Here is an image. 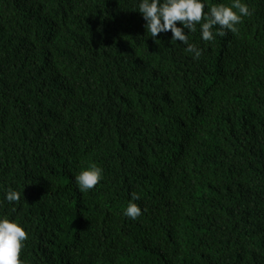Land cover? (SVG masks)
<instances>
[{"label": "trees", "instance_id": "1", "mask_svg": "<svg viewBox=\"0 0 264 264\" xmlns=\"http://www.w3.org/2000/svg\"><path fill=\"white\" fill-rule=\"evenodd\" d=\"M242 2L236 32L189 33L194 59L137 0H0V216L24 264H264V0Z\"/></svg>", "mask_w": 264, "mask_h": 264}, {"label": "clouds", "instance_id": "2", "mask_svg": "<svg viewBox=\"0 0 264 264\" xmlns=\"http://www.w3.org/2000/svg\"><path fill=\"white\" fill-rule=\"evenodd\" d=\"M137 5L138 12L146 21L145 28L153 39L161 33L171 32V41L182 42L186 46L185 51L193 54L194 59L202 55L196 44L189 41V33L195 32L197 25L200 39L211 42L216 36L226 35L227 31L236 32V26L242 19L252 14L248 4L242 0H232L230 5L214 4L207 11L205 0H137ZM74 178L79 191H90L103 180V169L93 164ZM20 198L21 193L14 189L5 191L4 199L10 204ZM138 199L139 196L133 194L123 215L136 219L142 214L140 206L133 202ZM26 239L23 226L7 216H0V264H24L21 250Z\"/></svg>", "mask_w": 264, "mask_h": 264}]
</instances>
